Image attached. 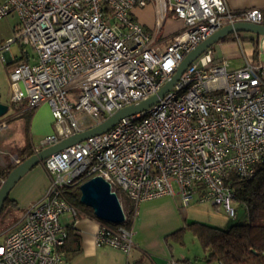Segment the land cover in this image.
<instances>
[{
    "label": "built area",
    "instance_id": "built-area-1",
    "mask_svg": "<svg viewBox=\"0 0 264 264\" xmlns=\"http://www.w3.org/2000/svg\"><path fill=\"white\" fill-rule=\"evenodd\" d=\"M151 5L153 33L133 17ZM15 14L19 29L0 55L18 45L37 62L26 53L11 72L10 104H46L53 118V133L35 153L156 95L184 58L225 26H264L263 9L233 11L226 0H0V20ZM168 17L183 27L159 39ZM230 67L208 49L157 105L45 160L49 187L16 227L0 232V264H62L68 231L61 217L78 222L66 193L98 176L127 200L126 222L137 219L142 203L177 194L184 206L198 196L236 218L227 180H252L264 160V65ZM6 127L0 122V135ZM133 238V229L100 223L95 244L129 254Z\"/></svg>",
    "mask_w": 264,
    "mask_h": 264
},
{
    "label": "crops",
    "instance_id": "crops-1",
    "mask_svg": "<svg viewBox=\"0 0 264 264\" xmlns=\"http://www.w3.org/2000/svg\"><path fill=\"white\" fill-rule=\"evenodd\" d=\"M226 3L229 9L233 11L247 9L264 10V0H226ZM149 9L152 12L154 8L148 6L144 9H135L133 14L138 18L139 15H144ZM138 22L145 29L147 27L154 29L155 22L154 25H149L140 17L138 18ZM19 26L20 22L18 20L15 22V19H10L4 23L3 29L0 32V46L15 36ZM164 27L163 38L170 37L182 29L183 22L179 19L168 17L165 20ZM250 38L252 41L256 40L252 37ZM257 40L263 44V48L258 56L252 45L253 59H256V64L264 65V39L257 38ZM17 48L19 49H15V46L12 45L9 52L0 55V72L5 74L9 86L11 72L19 62L27 60L26 53L28 52L23 51L19 46ZM28 55L30 54L28 53ZM0 96L2 103L13 108V105L10 104V93L6 101L2 100L1 94ZM28 109L30 108L26 105L25 110ZM13 116L14 118L11 120ZM0 122L7 123V127L0 135V150L6 153V156L0 157V160L4 161V165H14L15 159L19 160L21 158L20 152L25 148L27 141L34 149L38 147L31 143L33 135L48 136L54 131L51 111L46 104L35 109L27 124L26 120L20 117V115L15 121L13 112L8 118L0 119ZM15 143L19 147V152L16 154ZM49 183L50 180L43 164L36 166L20 180L10 194V199L15 203L12 209L19 210V214L16 221L7 229L16 227L25 209L44 196ZM193 203H199L198 196H196L191 204ZM191 204L184 207L179 194L173 197L168 196L142 203L140 205L139 216L133 222L134 248L129 254L110 247L96 246L95 235L101 223L96 218L81 216L78 218L77 224L73 226L71 225L69 215H64L61 217L63 219V221L61 220V224L67 229H74L75 233L79 235V252L72 257H67L64 254L62 264H167L171 259L187 264H201L205 262L206 253L203 250L205 256L204 258H199L189 247L188 239L190 234L195 238L196 236L187 230L188 225L201 223L219 228H228L230 226L202 222L203 220L197 218L195 212L189 209Z\"/></svg>",
    "mask_w": 264,
    "mask_h": 264
},
{
    "label": "trees",
    "instance_id": "trees-1",
    "mask_svg": "<svg viewBox=\"0 0 264 264\" xmlns=\"http://www.w3.org/2000/svg\"><path fill=\"white\" fill-rule=\"evenodd\" d=\"M228 40L226 38L222 42ZM21 63L23 62L18 65ZM34 111L35 109L23 110L20 117L30 119ZM20 153V162H23L34 155L35 150L27 141ZM15 167V163L0 165V180L4 181ZM227 182L232 184L235 191L234 201L245 207L248 221L233 224L228 228L193 223L188 225L187 230L198 238L206 253L204 261L209 264H264V223L261 221L264 215V160L257 166L256 175L252 180L246 181L232 174ZM80 198V185L66 193V199L77 210L78 218H96L90 208L81 204ZM13 206L15 203L9 198L5 202L1 217L8 216ZM123 226L132 229L133 222L128 220ZM67 231L68 239L62 251L67 257H72L79 252V235L72 228Z\"/></svg>",
    "mask_w": 264,
    "mask_h": 264
},
{
    "label": "water",
    "instance_id": "water-1",
    "mask_svg": "<svg viewBox=\"0 0 264 264\" xmlns=\"http://www.w3.org/2000/svg\"><path fill=\"white\" fill-rule=\"evenodd\" d=\"M250 33L259 39H264V26L252 23H236L228 25L213 34L206 41L201 43L197 48L190 52L180 64L176 73L154 96L145 101L135 103L125 107L104 122L95 127L73 135L60 141L48 148H43L22 163L18 164L15 169L3 181L0 187V217L5 202L10 198V194L15 186L23 179L32 169L42 164L50 156L59 153L69 147L82 143L92 137L107 133L114 128L121 120L127 117L138 115L157 105L177 84L184 72L208 49L215 44L222 42L232 34ZM10 111V106L1 102L0 96V119L4 118ZM80 202L83 206L90 208L94 212L96 219L105 224L120 226L126 223L125 213L121 206L118 195L111 190L110 184L102 177H94L80 186Z\"/></svg>",
    "mask_w": 264,
    "mask_h": 264
},
{
    "label": "rangeland",
    "instance_id": "rangeland-1",
    "mask_svg": "<svg viewBox=\"0 0 264 264\" xmlns=\"http://www.w3.org/2000/svg\"><path fill=\"white\" fill-rule=\"evenodd\" d=\"M150 7L153 8L152 5ZM133 17L136 21H138V18L140 17L142 20H145L147 24H149V25L153 24L154 25L155 9H153L152 12L149 9L144 15H139L138 18L135 15ZM10 19H15V22L17 20L19 21V17L16 14L14 16L10 15V16L0 20V32L3 29L2 26L4 25V23ZM146 29L150 33L154 32L152 27L150 29H149V27H147ZM164 32H165V27L163 28V31L160 32L159 39L163 38ZM250 37H252L256 40L252 41ZM228 39H229L228 41L217 43L212 47V49L214 50V54H215L216 58L226 59L227 61H229L230 66H231L230 68H232V69H234V68L236 69V68H240V67L244 66L246 63V60H248L252 64H256L255 63L256 59H253V54H252V50H251L252 45L255 48L257 55L259 56L260 51L263 48V44L259 40H257V37L255 35L250 34V33H239L238 38H237L236 34H232L228 37ZM13 46H15V49H19V48H17L18 45H13ZM26 51L30 54L31 57H33L32 63L35 64L37 62V59L35 57L36 56L35 52L32 51L31 49H27ZM9 93L11 94V91H10V86L7 83L6 76L4 73L0 72V94L2 95L3 101H6ZM25 108H26V105H22L18 108H15L13 106V108L12 107L10 108L9 113L4 118H8L10 115H12V112H13V114L15 115V121H16L19 118V115H21L19 113L23 112V110H25ZM11 118H12L11 120H13L14 116ZM24 120H26V124L29 121L28 118H26ZM46 136L47 135L39 136V134L33 135L31 143L34 146H40L41 142L45 139ZM18 152H19V147L15 143V154ZM1 156H6L5 151L0 150V157ZM21 159L22 158H19V161ZM20 163H22V162H20ZM0 165L5 166L6 164L4 165V161L0 160ZM2 183H3V181L1 180L0 187H1ZM174 187L177 190V186L174 185ZM121 202L123 204L125 211H127L128 203L124 197L121 198ZM232 205L237 211L236 218L229 217L222 208L213 206L212 204L193 203V204H191L189 209H191V211H194L197 218H200L201 220H203L202 222L218 223V224H222V226H231L233 224H239V223L247 222L248 221V215H247L245 207L240 205L239 203H237L235 201H233ZM18 214H19V210L12 209L8 216L0 217V232L8 230L7 228H9L10 225H12L16 221ZM64 215L67 216L69 214H64ZM69 218L71 219L70 215H69ZM61 220L63 221V219H61ZM261 221H262V223H264V215H263ZM188 244H189V247L192 249V251L195 252V254H197V256L199 258H204L205 253H204L203 249L201 248V245H200L197 237L195 238L192 234H190L189 239H188Z\"/></svg>",
    "mask_w": 264,
    "mask_h": 264
}]
</instances>
